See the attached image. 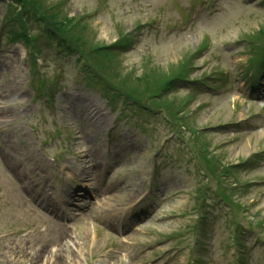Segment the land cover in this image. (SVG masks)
<instances>
[{"label":"rangeland","instance_id":"1","mask_svg":"<svg viewBox=\"0 0 264 264\" xmlns=\"http://www.w3.org/2000/svg\"><path fill=\"white\" fill-rule=\"evenodd\" d=\"M34 1L89 49L129 39L101 48L103 62L130 83L154 73L141 102L184 101L172 115L189 114L181 126L158 110L119 122L37 12L20 19L38 57L8 42L0 0V264H264V76L252 89L249 73L264 0ZM178 68L194 82L151 96Z\"/></svg>","mask_w":264,"mask_h":264},{"label":"trees","instance_id":"2","mask_svg":"<svg viewBox=\"0 0 264 264\" xmlns=\"http://www.w3.org/2000/svg\"><path fill=\"white\" fill-rule=\"evenodd\" d=\"M11 2V9H10V14H9V19L11 20H16V22L12 25L10 29V33L12 35V39L16 40H23L26 43H30L31 35L29 31V26L25 22L24 19H20L21 16V11L25 12L28 10V6H32V9H29L30 12L31 10H34V12H42L43 8L40 4L35 2L34 0H28V2H25V0H9ZM15 4V5H12ZM21 7V11L17 10V6ZM27 5V7L25 6ZM45 9V8H44ZM20 11V12H19ZM29 18L34 19L31 17V15H28ZM41 21V26L42 29L44 30L41 32L44 36H48L55 42H57L58 46L64 45V44H70L76 46L75 49H77L78 53L81 55L79 57V61L84 62V60H87L88 64L90 66H93L95 70L97 71L99 76H104L106 80H102L99 78L97 82L102 86L103 90L108 93L112 94V92L115 90L114 88L117 87L122 94H125V98L131 100V99H136L138 101L144 100L149 91H152L153 89L148 91V87L142 86L141 82H144V80L147 81L145 77H148L150 75L147 74V76L140 75L134 77L135 82H129V80H125L124 77L119 75V72L114 71L111 69L109 66H107L102 59L100 53H101V48L93 50V48L90 49L85 46L84 43H82L80 40H78L74 34V32L69 31L65 29L67 22H69L68 18L66 19H61L59 17L55 18L54 15H48V14H41V17L38 19ZM60 40H63V42H60ZM93 50V51H92ZM94 52V55L92 52ZM104 61V62H103ZM111 72V73H110ZM181 68H178V72L174 74L172 77L163 79L160 81L157 86L154 88L155 93L158 91H168L169 89L173 88L175 86V83L181 82L182 77L185 75H180ZM116 75V76H115ZM141 75L143 77H141ZM119 78V79H117ZM133 83V84H132ZM124 88V89H123ZM152 93V92H151ZM131 96V97H129ZM179 103L181 101L178 100H172L170 103H165V108L166 110H172L175 111L177 107L179 106ZM162 106V105H160Z\"/></svg>","mask_w":264,"mask_h":264},{"label":"bare ground","instance_id":"3","mask_svg":"<svg viewBox=\"0 0 264 264\" xmlns=\"http://www.w3.org/2000/svg\"><path fill=\"white\" fill-rule=\"evenodd\" d=\"M9 92H10V91H8V93H9ZM10 94H11V93H10ZM13 147H14L13 143H8V144L6 143V148H7V149L10 148V149L12 150V149H14ZM97 196H98V194H97Z\"/></svg>","mask_w":264,"mask_h":264}]
</instances>
